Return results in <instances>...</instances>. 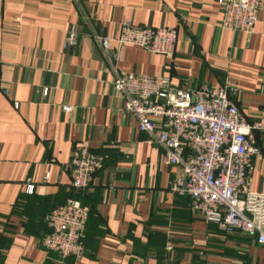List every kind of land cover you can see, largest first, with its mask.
Listing matches in <instances>:
<instances>
[{
    "label": "crops",
    "instance_id": "1",
    "mask_svg": "<svg viewBox=\"0 0 264 264\" xmlns=\"http://www.w3.org/2000/svg\"><path fill=\"white\" fill-rule=\"evenodd\" d=\"M222 11L217 0H0V264H264L253 240L169 193L181 170L163 164L112 87L116 74L169 78L179 90L231 82L241 115L264 126V0L250 34L224 29ZM124 22L174 30L173 58L115 43L104 53L94 36L112 38ZM75 144L104 166L78 195L89 209L84 254L61 260L40 238L69 195ZM249 177L264 193L263 160Z\"/></svg>",
    "mask_w": 264,
    "mask_h": 264
},
{
    "label": "built area",
    "instance_id": "2",
    "mask_svg": "<svg viewBox=\"0 0 264 264\" xmlns=\"http://www.w3.org/2000/svg\"><path fill=\"white\" fill-rule=\"evenodd\" d=\"M217 2L222 6L224 29L252 32L263 0ZM94 39L104 53L115 43L137 46L165 59L173 58L177 40L174 30L128 22L120 25L116 36ZM75 41L70 30L66 47ZM112 87L122 96V109L134 118L137 130L162 150L163 164L181 170V177L168 181L169 193L186 198L189 208L219 231L241 233L264 249V193L251 189L249 177L252 160L264 161V126L241 115L235 103L237 87L226 82L216 88L179 90L169 78L135 74H116ZM103 166V156L85 144L72 147L66 164L72 195L45 215L48 232L41 240L42 247L61 260L84 254L89 209L75 195L88 190L92 176ZM27 188L31 194V183Z\"/></svg>",
    "mask_w": 264,
    "mask_h": 264
},
{
    "label": "trees",
    "instance_id": "3",
    "mask_svg": "<svg viewBox=\"0 0 264 264\" xmlns=\"http://www.w3.org/2000/svg\"><path fill=\"white\" fill-rule=\"evenodd\" d=\"M69 195H72V194H70L69 193ZM68 195V196H69ZM75 197L79 200V197H78V195H75ZM65 198V197H64ZM82 203V202H81ZM83 205H86V204H84V203H82ZM87 206V205H86ZM190 209V208H189ZM191 210V209H190ZM192 211V210H191ZM193 212V211H192ZM89 216V215H88ZM199 216V215H198ZM43 223H44V219H43ZM44 226H45V233L42 235V237L40 238V244H41V240H42V238L47 234V232H48V230H47V227H46V225H45V223H44ZM250 239V238H249ZM250 240H253L254 242H255V240L254 239H250ZM256 243V242H255ZM42 246V245H41ZM52 253V252H51Z\"/></svg>",
    "mask_w": 264,
    "mask_h": 264
},
{
    "label": "rangeland",
    "instance_id": "4",
    "mask_svg": "<svg viewBox=\"0 0 264 264\" xmlns=\"http://www.w3.org/2000/svg\"><path fill=\"white\" fill-rule=\"evenodd\" d=\"M58 256V255H57ZM71 258H73V257H71Z\"/></svg>",
    "mask_w": 264,
    "mask_h": 264
}]
</instances>
